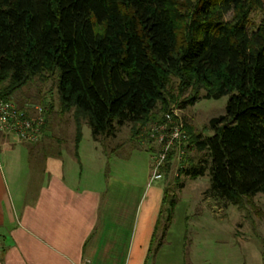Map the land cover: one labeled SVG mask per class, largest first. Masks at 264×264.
I'll use <instances>...</instances> for the list:
<instances>
[{"label":"trees","instance_id":"16d2710c","mask_svg":"<svg viewBox=\"0 0 264 264\" xmlns=\"http://www.w3.org/2000/svg\"><path fill=\"white\" fill-rule=\"evenodd\" d=\"M262 6L263 0H0V98L13 101L32 79L55 77L62 112L73 110L78 158L84 123L97 142L115 138L126 124L162 120L174 103L183 109L229 96L225 114L208 123L210 136L186 127L180 172L207 175V194L243 208L264 194V27L247 30L248 9ZM231 13L233 21H225ZM174 209L172 201L163 234Z\"/></svg>","mask_w":264,"mask_h":264},{"label":"rangeland","instance_id":"374dc122","mask_svg":"<svg viewBox=\"0 0 264 264\" xmlns=\"http://www.w3.org/2000/svg\"><path fill=\"white\" fill-rule=\"evenodd\" d=\"M235 16L236 13L228 14L225 21L232 22ZM263 27L264 0L262 7L249 8L247 15L250 35ZM173 81V84L177 82L176 79ZM204 93L201 92V97ZM187 97L188 93L181 99ZM12 100L20 107L38 105L46 111L49 129L43 135L41 147L33 153V163L38 168L51 164L54 171L62 170L64 163L67 179L79 187L103 188L108 183L124 180L137 185L140 192L150 175L152 179L154 170L162 176L159 181L167 189L166 202L153 246L155 249L160 244L163 250L160 258L155 255L158 264H206L207 260L212 264L256 263V252L264 249V194L246 199L243 208L226 205L223 200L206 193L210 187L207 175L190 178L180 172L185 165V148L189 140L186 127L210 136L208 123L225 114L229 96L218 100L201 98L193 106L183 109L179 108V102L174 103L169 113L160 115L162 120L142 125L126 124L115 138L97 142L92 138L90 127L84 123L76 159L72 157L76 147L73 110L62 112L55 77L46 74L43 81L39 77L32 79L13 95ZM155 117L159 118V114ZM190 156L197 160L196 155ZM15 167L26 173V166L21 168L16 163ZM172 201L175 202L173 217L163 234ZM162 255L167 257L162 258Z\"/></svg>","mask_w":264,"mask_h":264},{"label":"crops","instance_id":"0c3cea01","mask_svg":"<svg viewBox=\"0 0 264 264\" xmlns=\"http://www.w3.org/2000/svg\"><path fill=\"white\" fill-rule=\"evenodd\" d=\"M42 143L4 141L0 148V264H158L163 250L153 246L165 189L159 179L150 175L143 192L124 180L79 187L63 162L55 171L33 163ZM255 260L264 264V249Z\"/></svg>","mask_w":264,"mask_h":264},{"label":"built area","instance_id":"2783aa9c","mask_svg":"<svg viewBox=\"0 0 264 264\" xmlns=\"http://www.w3.org/2000/svg\"><path fill=\"white\" fill-rule=\"evenodd\" d=\"M46 123V111L38 105L18 106L14 101L0 98V147L2 142L12 141L20 144L34 145L43 138ZM164 155H162V160ZM162 176L153 171L152 180Z\"/></svg>","mask_w":264,"mask_h":264}]
</instances>
